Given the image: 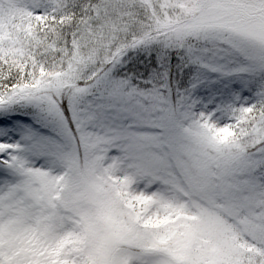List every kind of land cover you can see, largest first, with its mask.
<instances>
[{"label":"snow or ice","instance_id":"snow-or-ice-1","mask_svg":"<svg viewBox=\"0 0 264 264\" xmlns=\"http://www.w3.org/2000/svg\"><path fill=\"white\" fill-rule=\"evenodd\" d=\"M0 264H264V0H0Z\"/></svg>","mask_w":264,"mask_h":264}]
</instances>
